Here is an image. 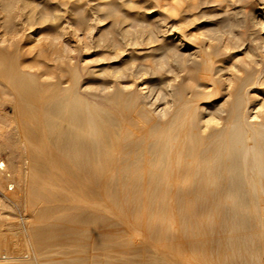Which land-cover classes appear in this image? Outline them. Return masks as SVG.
Listing matches in <instances>:
<instances>
[{
	"label": "bare ground",
	"instance_id": "bare-ground-1",
	"mask_svg": "<svg viewBox=\"0 0 264 264\" xmlns=\"http://www.w3.org/2000/svg\"><path fill=\"white\" fill-rule=\"evenodd\" d=\"M117 2L97 5L109 9ZM205 3L221 7L224 0ZM250 13L264 33V6ZM113 21L123 27L112 31L127 40L114 36L107 46L125 56L132 52L126 62L137 63H113L98 72L83 67L90 81L105 79L95 81L88 95L77 86L75 66L62 71L71 85L12 76L7 68L2 76L13 112L22 113L16 128H22L26 148L0 161V186L22 185L30 214L13 233L17 244L0 245V264H165L150 244L129 234L115 240L107 231L134 227L127 215L144 209L154 229L187 234L198 264H264V47H253L244 33L230 47L225 31L208 28L198 62L186 70L188 82L174 86L170 78L145 77L152 65L141 62L174 57L177 44L151 31L140 40L145 22L133 16ZM237 26L234 20L230 28ZM257 39L264 44V37ZM3 54L0 69L9 65ZM140 81L145 85L138 88ZM156 91L167 99L161 112L151 102ZM10 208L0 198V211ZM119 211L124 216H115ZM6 220L0 218L2 244L9 240L2 232L10 226ZM178 246L168 250L179 253Z\"/></svg>",
	"mask_w": 264,
	"mask_h": 264
},
{
	"label": "rangeland",
	"instance_id": "rangeland-1",
	"mask_svg": "<svg viewBox=\"0 0 264 264\" xmlns=\"http://www.w3.org/2000/svg\"><path fill=\"white\" fill-rule=\"evenodd\" d=\"M21 1L22 0H0V53H5L3 54L5 55L3 58L9 64V68L5 67L0 69V150H2L0 151V161L5 163L8 161V155L10 152L18 157L26 148L24 139H22L23 130L22 128L20 129L19 126L16 128V122L18 119L22 118V113L19 111L13 112V102L10 100L9 89L6 86L5 81L2 80L5 71L8 69L12 76L14 74L25 73L29 77L34 76L38 78V80L44 84L49 82L58 83L59 79V82L64 81L68 85H71L72 83L66 79V76H64V72L62 71H65L67 67L75 66L77 69L76 72L79 73L77 86L88 95L86 90L93 92L95 83L104 81L105 79L95 78L93 79V82L90 81V77L86 74L83 67H85V70H95L98 72L99 68L105 65H112L113 63H120L121 66L134 64L131 63V61L126 62V57L132 55V52H129V54L125 56V51L118 50V52H116L111 49V47L107 46L114 36L117 37H114L117 40L119 38L121 42L127 40L126 37V40L123 41L125 37L122 33L120 34V29L123 26H120L113 21L116 15L118 16L124 13L135 17V19H138L139 21L145 22V25L141 26L143 27V30H139L141 34L139 31L136 32L133 29L137 28L136 22L131 29V33H136L137 36L140 34L141 37H138L140 40L151 31L150 33L154 35V38L164 40L165 37L166 40L173 44H177L176 54H178L174 57L166 60L162 57H157L154 59V62L151 61L150 58H145V60L141 62L143 64L151 63L152 65V67L147 69V72L150 73V75H144L145 77L152 76L151 79L157 77L170 78V82L174 86H179L182 83H185V81L188 82V73L186 70H190L193 63L198 62L199 57L197 56H199V49L205 46L206 29L208 28L213 30L220 29L223 32L225 31L224 33L227 35L228 43H231V45L228 44L230 47L232 44L234 45L233 42L240 44V41L242 40L241 33L250 37L253 47H258L257 49H259V47L260 49L264 47V44L261 45L260 43L263 39H257L264 37V33L259 31L258 24L250 13L251 10H255L256 7L264 6V0H224L225 4L223 3L221 7L218 5L208 6L205 3L206 0ZM110 1H118V4L116 3L115 7L109 9L99 8L97 5H106L110 3ZM258 3L259 5H257ZM5 5H10L11 8L8 10L4 9ZM249 15H251V18H249ZM207 20L208 23H206ZM234 20L238 22V26L237 28L231 29L230 26ZM218 21L221 22L218 23ZM118 29L120 32L117 33L116 31ZM112 30L116 31L113 32ZM255 39L257 40L253 42L252 40ZM189 42L193 43L190 44ZM194 48L197 49L195 50ZM242 50L244 51V54L247 51L244 49ZM139 51L140 50H138V52ZM143 52L144 51H140L139 53H142L141 55H143ZM188 54L191 55L189 56ZM136 63L134 65H136ZM43 66L44 68H42ZM170 67L173 72H166ZM186 67L190 68L185 69ZM155 72L156 74H154ZM62 74L63 76H61ZM202 82L201 79H198L196 88V91L201 96L204 90ZM144 85L145 83L143 81L137 83L138 88H141ZM188 92L190 93V89H187L184 92L185 99L189 96ZM1 95L4 96L3 99L1 98ZM164 99L165 98L160 96L159 91L154 93L151 102L154 103L155 110L157 109L156 112H161L165 107L166 103L164 102H166L167 99ZM21 130L22 132H20ZM5 170L7 174L10 173L9 170ZM3 175L4 174L0 173V177ZM21 190H23V186L20 184H13L9 188L7 186H0V198L4 200L5 204L11 207L10 209L0 211V218L4 220L7 219L6 221L10 224L9 227L5 228L6 230L4 228L2 229V232L8 236L9 240L4 241L5 243L3 244L0 243L1 246L10 245L7 243L9 241L11 242V245L17 244L16 236H14L13 233L22 230L25 226L24 222L29 217L30 209L28 210L24 204L25 202L23 200H25V197H23ZM144 211L146 215L144 214ZM147 212L149 213L148 209H144L140 215L129 213L128 215L135 222H132L133 220H130V217L127 215L128 218H126L131 223H135V228L112 226L107 229V231L110 230L109 232L115 235V240L122 239L124 235L127 236L129 234L131 239L135 238L134 240L138 244H150L154 253L162 254V256L164 255L163 258L165 260L163 259V262L165 264H198V257H194V255L192 256V254H190V240L187 237V234L181 231L165 232L160 228L154 229L151 227V219ZM117 213H115V216L117 217L124 216V213L122 214L120 211ZM11 216H14V220ZM17 216L19 218H17ZM20 217H22V219ZM136 222L138 225H136ZM7 231H9V234ZM132 236L134 238H132ZM172 246L180 247L179 253H173L168 250ZM17 248H21V244L20 247L17 245ZM15 249L10 255L14 256L18 254ZM119 249L121 250L122 248H115V250ZM0 252L3 253L5 250H1Z\"/></svg>",
	"mask_w": 264,
	"mask_h": 264
}]
</instances>
